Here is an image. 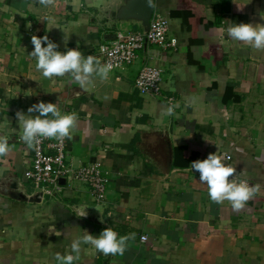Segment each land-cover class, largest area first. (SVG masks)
Segmentation results:
<instances>
[{
  "label": "crops",
  "instance_id": "crops-1",
  "mask_svg": "<svg viewBox=\"0 0 264 264\" xmlns=\"http://www.w3.org/2000/svg\"><path fill=\"white\" fill-rule=\"evenodd\" d=\"M113 1L52 0L44 8L38 0H0V134L10 145L0 157V264H57V252L71 251V231L98 236L106 228L135 238L123 255L85 246L75 264H264V50L220 31L229 23L264 24V0H156L175 46L148 45L134 65L95 78L88 90L67 75L49 80L36 72L28 59L33 35H47L64 52L65 31L67 48L87 56L117 32L93 20ZM132 29L142 31L123 30ZM145 66L163 70L161 97L135 87ZM58 96L60 111L77 115L69 163L110 172L104 205L79 182L66 181L62 192L35 203L3 193L5 178L29 196L38 193L25 187L33 150L16 113ZM216 152L231 156L225 164L257 188L239 212L212 202L190 167ZM81 206L97 221L77 218Z\"/></svg>",
  "mask_w": 264,
  "mask_h": 264
},
{
  "label": "clouds",
  "instance_id": "clouds-1",
  "mask_svg": "<svg viewBox=\"0 0 264 264\" xmlns=\"http://www.w3.org/2000/svg\"><path fill=\"white\" fill-rule=\"evenodd\" d=\"M149 6L152 0H146ZM38 3L47 8L52 0H38ZM264 18V17H262ZM42 20L52 22V17L45 14ZM227 38L234 42L250 44L256 50H264V24L229 23L226 29ZM65 33V51H59V45L52 42L47 35L31 37L33 51L28 59L34 62L36 72L45 79L68 76L69 80L77 83L80 88L88 90L94 85L95 78L107 80L113 70L111 63L102 64L100 59L93 55L85 56L80 50L67 48L68 33ZM46 45V46H45ZM61 97L57 103L40 101L23 111L16 113L20 137L28 149L38 146L43 139H72L76 125L75 113H62L59 109ZM36 115H33V114ZM168 115H172L173 108H167ZM10 151L7 135L0 134V157H5ZM226 155L210 153L206 159L197 160L190 164L192 170L199 174V182L207 187L209 199L217 204L229 202L235 212L242 210L246 203L255 195L257 188L250 186L247 179L234 175L235 169L225 164ZM231 177V179H229ZM89 208L81 206L76 212L77 218L87 217ZM53 233V232H52ZM70 239V252L55 254L57 264H75L81 259V253L87 252L89 246L98 254L123 255L127 242L135 238V234L120 236L112 228L104 229L98 236L85 230L81 236L72 231L67 236Z\"/></svg>",
  "mask_w": 264,
  "mask_h": 264
},
{
  "label": "built area",
  "instance_id": "built-area-1",
  "mask_svg": "<svg viewBox=\"0 0 264 264\" xmlns=\"http://www.w3.org/2000/svg\"><path fill=\"white\" fill-rule=\"evenodd\" d=\"M170 33L169 19L160 13H155L150 22L148 33L143 31L123 30L115 33L116 39L107 41L98 48L88 53L96 56L101 63H111L113 71L134 65L140 59V52L146 45L161 48L174 47L168 36ZM87 55V56H88ZM163 70L153 66H145L140 71L135 87L142 95L153 97L162 96ZM170 103L174 99H168ZM33 159L24 176L32 182L38 192L44 197H53L63 191L62 179L67 185L79 182L90 188L92 199L97 205H104L107 200V189L110 184V172L105 171L101 164L88 163L79 168H74L68 161V139H43L41 143L32 148ZM230 160L231 156H227ZM147 236L141 237V242L146 243Z\"/></svg>",
  "mask_w": 264,
  "mask_h": 264
},
{
  "label": "water",
  "instance_id": "water-1",
  "mask_svg": "<svg viewBox=\"0 0 264 264\" xmlns=\"http://www.w3.org/2000/svg\"><path fill=\"white\" fill-rule=\"evenodd\" d=\"M155 4L156 0H152L151 6L148 5L146 0H114L112 3H107L97 8L98 14L93 20L102 24V27L104 26L115 31H123L124 27L133 28V26H138L144 33H148L150 30V22L155 12ZM107 38L108 41H112L116 39V35H107ZM171 153L172 151H170ZM12 180L7 181L5 178V181L1 185L2 189H7L3 190L5 195L18 201L31 203L41 202L43 200L42 192L29 196L21 189V184L18 180ZM61 185H66V179H62ZM85 219L97 221L91 212H88Z\"/></svg>",
  "mask_w": 264,
  "mask_h": 264
},
{
  "label": "rangeland",
  "instance_id": "rangeland-1",
  "mask_svg": "<svg viewBox=\"0 0 264 264\" xmlns=\"http://www.w3.org/2000/svg\"><path fill=\"white\" fill-rule=\"evenodd\" d=\"M27 184H28L27 186L25 185V187H27L26 188L27 191L33 192V193H36L37 192V190H36V188H35V186H34V184L32 182H28Z\"/></svg>",
  "mask_w": 264,
  "mask_h": 264
},
{
  "label": "trees",
  "instance_id": "trees-1",
  "mask_svg": "<svg viewBox=\"0 0 264 264\" xmlns=\"http://www.w3.org/2000/svg\"><path fill=\"white\" fill-rule=\"evenodd\" d=\"M178 165V164H177Z\"/></svg>",
  "mask_w": 264,
  "mask_h": 264
}]
</instances>
